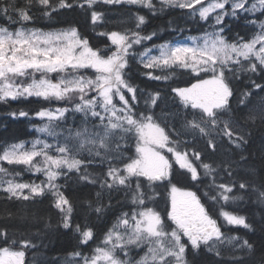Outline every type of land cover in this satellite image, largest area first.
<instances>
[{
    "label": "snow or ice",
    "instance_id": "6c2138e0",
    "mask_svg": "<svg viewBox=\"0 0 264 264\" xmlns=\"http://www.w3.org/2000/svg\"><path fill=\"white\" fill-rule=\"evenodd\" d=\"M158 3L159 8L153 0H56L55 4L52 0L22 3L0 0V17L7 21L0 25V101L37 97L71 105L41 109L35 114L47 121L37 130L52 137L54 143L34 139L0 148V192L8 199L24 201L50 195L53 207L60 213L61 226L74 230L81 246L93 241L95 233L87 224L83 227L73 224V205L57 183L61 176L75 172L80 181L99 187L94 207L98 215L111 207L110 200L107 205L102 200L113 191L123 190L131 208L116 217L90 253L72 251L67 254L65 264H190L189 248L193 253L203 248L222 260L225 247L233 253L254 250L248 239L223 232L197 192L171 184V178L176 165L194 184L206 180L203 195L218 207L223 224L251 230L245 216L227 210L229 205L243 199L236 191L249 188L246 182L233 176V164L237 162H214L207 152L202 155V150L189 145L197 138L203 139L206 148L215 154L217 145L226 139L241 153L240 162L247 160L243 153L251 133L233 119L232 82L241 73H264V20L250 18L257 12L264 16V0H158ZM98 4L142 6L153 14L165 8L190 9V14L198 15L200 20L211 18L213 30L178 36L137 51L138 46L157 36L156 32L141 34L139 29L146 23V17L139 13L132 14L136 30L98 33L110 40V46L104 48L93 47L74 26L56 29L27 26L33 21L31 12L35 6L46 18L61 9L86 10L95 29L106 23L105 14L95 10ZM242 13L259 30L248 40L237 36L230 41L225 35V17L237 18ZM130 59L142 66L144 75L153 81H167L177 70L192 76L194 82L189 86L172 89L181 107L193 114L191 119L185 117L181 130L172 126L167 114L155 111L161 97L159 91L146 92L131 82ZM89 71L92 75L87 74ZM249 83L253 89L264 92V85L250 78ZM249 96L250 91L241 92L238 104H245ZM141 101L143 110H139ZM69 112L80 113L85 125L89 119L97 121L94 128L99 131H90L84 125L56 131L58 122H63ZM11 115L15 117L17 113ZM18 115L27 117L28 113L21 110ZM257 118L253 114L247 120L255 122ZM259 119L264 121V108ZM185 136L192 139H184ZM129 138L133 141L132 148L127 144ZM133 149L134 155L125 154ZM5 163L22 166L45 179L39 183L21 182L20 173L10 172L3 166ZM94 167H103L105 171L102 174L89 171ZM157 182L171 184L164 215L149 206L156 195L152 186ZM258 198L264 201V191H259ZM33 247L30 239L9 238V233L0 229V264H25V249ZM133 249L143 252L139 259L130 256ZM225 264L244 261L233 256Z\"/></svg>",
    "mask_w": 264,
    "mask_h": 264
},
{
    "label": "trees",
    "instance_id": "16d2710c",
    "mask_svg": "<svg viewBox=\"0 0 264 264\" xmlns=\"http://www.w3.org/2000/svg\"><path fill=\"white\" fill-rule=\"evenodd\" d=\"M23 0H17L22 3ZM56 0H52L55 4ZM157 8L160 7L158 0H153ZM199 7V6H197ZM95 10L105 14L106 23L102 26H96L95 29L91 23L90 13L86 10L74 9L63 10L52 14L51 18L42 15L39 7H33L31 14L33 21L28 27H37L45 29L64 28L69 26L76 27L82 36H86L90 44L95 48H104L110 46V40L98 33L105 31H123L124 29L135 28V21L132 18L133 13H139L146 17V23L141 26L142 35H148L156 32L157 36L152 40L145 42L143 46H138L137 51H142L143 47H150L153 44L162 43L166 40H172L178 36H190L202 34L205 31H212L210 25L212 19L208 21L200 20L198 15L190 14V9L165 8L163 12L157 11L155 14L142 6H134L128 4L104 5L98 4ZM253 20H263L264 16H260L259 12L250 17ZM7 24V21L0 17V25ZM225 35L230 41L235 40L237 36L244 40L251 38L254 32L258 31V26L248 23L247 14H240L237 18L225 17ZM15 27V25L13 26ZM183 29V32L176 31ZM129 76L131 82L138 87L147 91H159L160 99L157 101L155 111L157 113L167 114L169 122L177 130H181V124L185 117L192 118L190 111L183 109L172 91L174 88L187 87L190 82H194L192 76L187 72L177 70L167 81H153L144 75L145 70L136 61H129ZM88 75H92L89 71ZM249 78L256 83L264 85V73L247 74L241 73L239 79L232 82L233 98L230 101L232 106L233 119L245 127L251 135L247 137L248 143L244 148V155L247 160L240 162V152L234 146L228 144L227 140L217 145L215 154L206 148L203 139L197 138L196 141L189 145L197 150L208 153V158L214 162L222 163L225 160L236 161L233 164L235 171L233 176L239 181H244L249 185L245 191H236L237 195L243 197L234 205H229L227 210L234 211L239 215L247 218V222L252 226L251 230L243 228V226H226L219 217L218 207L209 201L203 192L207 189L203 181L201 184H194L183 173L178 170V166H173V175L171 184L177 187L187 188L196 191L201 197L202 202L208 208L211 215L221 224V230L229 235H236L248 239L253 244L252 253L237 251L233 253L229 248L222 249L221 258L215 257L214 254L208 253L201 248L197 253H193L189 248L188 259L190 264H225L233 256L242 258L244 264H264V201L258 198L259 191H264V121L259 119V113L264 108V92L259 89H253L249 83ZM55 79V75H53ZM250 91L251 96L245 100V104H238L240 93ZM140 99V92L137 93ZM65 102L46 101L43 98L28 97L19 98L17 100L0 101V148L19 141H32L38 137L37 127L42 125L45 118L37 117L35 114L41 109H53L64 107ZM28 113L27 117H20L19 111ZM139 110H143V104L139 106ZM17 113L14 117L11 113ZM257 115L255 122L248 121L249 115ZM227 117V116H224ZM97 121L89 119L86 124L94 125ZM84 124V117L80 113L69 112L66 114L63 122H58L59 129L74 128L78 129ZM66 135V133H63ZM63 137V136H62ZM61 137V138H62ZM184 139H192L190 136ZM128 147H133V141L129 138ZM126 155H134L133 151H127ZM166 155H169L165 152ZM171 159V156L169 155ZM10 172H19L21 182L36 181L39 183L45 177L42 174H33L27 172L22 166L3 165ZM89 171L95 173H103L105 168L94 167ZM227 180V177H225ZM62 186V190L69 198L73 205L72 222L73 224H84L91 226L94 230V240L88 245L81 246L79 244V236L72 229H64L60 224V213L53 207L52 198L45 194L28 201L8 199L6 194L0 192V229H5L9 233V238L21 239L27 238L35 245L30 249H25V264H61L67 257V254L80 250L83 253H90L100 241L103 240L105 232L115 222V219L121 212L130 211L128 199L124 195V191H113L110 195L105 194L102 202L107 205L111 201V207H106L103 214L98 215L94 211L96 205V192L100 191L99 187L87 184L79 180L75 172L68 173L67 176H61L57 181ZM171 184L167 182H157L153 184L152 189L156 193L154 200L149 204L160 211L162 215L169 206V192ZM143 185V181H142ZM91 202L92 207H89ZM169 223L166 221V224ZM139 250H133L136 255Z\"/></svg>",
    "mask_w": 264,
    "mask_h": 264
},
{
    "label": "rangeland",
    "instance_id": "374dc122",
    "mask_svg": "<svg viewBox=\"0 0 264 264\" xmlns=\"http://www.w3.org/2000/svg\"><path fill=\"white\" fill-rule=\"evenodd\" d=\"M263 20H264V19H263ZM198 35H201V34H198ZM190 36H195V35H190ZM224 118H228V117H224ZM46 122H47V121H46V118H45L44 123H46ZM44 123H43V124H44ZM43 124H42V125H39L36 129H38L39 127H42ZM94 125H95V124H94ZM94 125L86 124V125H84V126L88 127V129H89L90 131H99V129L94 128ZM37 131H38V130H37ZM56 131L61 132V130L59 129V127L56 128ZM62 138H63V137H62ZM62 138H61V139H62ZM35 139H43V140H47L49 143H54V142H55L54 139H53L52 137L48 136V135L45 134V133H40L39 131H38V137H36ZM33 140H34V139H33ZM19 142H20V141H19ZM13 143H17V142H13ZM10 144H12V143H10ZM133 250H139V249H133ZM133 250H130V256H131L132 258H134V259H139V256L142 255L143 252H142L141 250H139V252H138L136 255H133V254H132V253H133ZM65 259H66V258H65ZM65 259L62 261L61 264H65Z\"/></svg>",
    "mask_w": 264,
    "mask_h": 264
}]
</instances>
